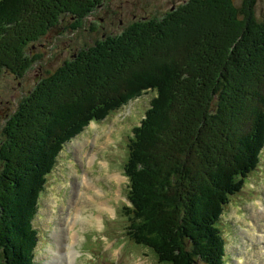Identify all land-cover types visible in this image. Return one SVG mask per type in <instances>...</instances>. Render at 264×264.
<instances>
[{
    "label": "trees",
    "instance_id": "16d2710c",
    "mask_svg": "<svg viewBox=\"0 0 264 264\" xmlns=\"http://www.w3.org/2000/svg\"><path fill=\"white\" fill-rule=\"evenodd\" d=\"M256 4L186 0L91 39L39 78L0 126V264H35L34 220L65 146L148 92L123 170L127 236L160 263L226 264L221 219L264 149ZM103 5L109 0H0V81L23 79L43 57L38 43L78 33Z\"/></svg>",
    "mask_w": 264,
    "mask_h": 264
},
{
    "label": "rangeland",
    "instance_id": "374dc122",
    "mask_svg": "<svg viewBox=\"0 0 264 264\" xmlns=\"http://www.w3.org/2000/svg\"><path fill=\"white\" fill-rule=\"evenodd\" d=\"M184 1L109 0V5H103L90 16L78 33L62 32L56 40L55 36L50 35L52 44L46 43L48 37L45 38L44 43H38L37 53H43L42 59L23 79L8 74L2 77L0 126L5 114L13 111L17 101L33 89L39 78L45 76L47 71L57 69L85 44H91V39H100L105 33L117 34L123 27L144 16H162L168 9ZM237 1L240 4L242 0ZM256 15L258 18L264 17V0H257ZM154 95V92H148L107 119L92 122L84 133L65 146L40 197L43 217L35 222L40 232L35 264H50L54 260L59 245L55 234L64 225V218L71 211V201L78 191H75V186L77 183L80 185L85 174H89L94 185L105 194L104 200L106 194L107 199L111 198L113 210L104 212L96 206L97 203L90 202L86 193L82 196L79 202L82 218L76 229L78 238L74 246V264H169L160 263L151 248L135 244L126 235V227L130 225L126 218L128 183L122 173L128 158L132 129L144 118ZM243 132L241 130L240 134ZM261 158L257 170L246 179L244 188L231 199L226 209L230 208L224 224L232 223V230L220 224L226 238V251L231 253V256L225 255L226 264H264V210L258 211L255 207L259 206V202L264 205L263 152ZM88 193L96 198L100 196L94 189H88Z\"/></svg>",
    "mask_w": 264,
    "mask_h": 264
},
{
    "label": "bare ground",
    "instance_id": "6f19581e",
    "mask_svg": "<svg viewBox=\"0 0 264 264\" xmlns=\"http://www.w3.org/2000/svg\"><path fill=\"white\" fill-rule=\"evenodd\" d=\"M87 178L90 180V182H88ZM81 184H82V187L80 189ZM75 187H76L75 191L77 190L78 191L75 194V198L71 201V204L73 205V207L71 205L70 207L71 211L67 212L68 214L64 218V225H61L60 231H58V233L55 234V237L59 241V245H58L57 252L55 253L56 255L54 256V260L50 264H66V263L74 264L75 255H76V250L74 249V246L77 243V238H78V232L76 229L79 225L80 219L82 218L81 216L82 210H81V206L79 202L81 201V198L85 193L89 197L90 202L94 204L97 203L96 206L99 209L101 208L104 212L105 211L110 212L113 210L111 209L112 207L110 206L111 198L107 199L108 195L106 194V197H105L106 200H104L105 194L94 185L93 180L90 178L89 174H85L83 176V179L80 185L77 183ZM83 187H86L87 189L83 190L82 189ZM88 189L96 190L99 193L98 195H100L99 198L89 195ZM77 200L79 201L77 202ZM258 205L260 206H255L258 211L259 209L264 210L263 204L259 202ZM66 239H68V241Z\"/></svg>",
    "mask_w": 264,
    "mask_h": 264
}]
</instances>
